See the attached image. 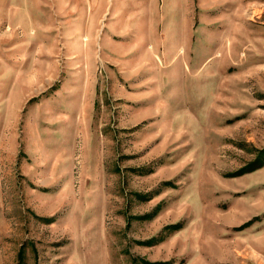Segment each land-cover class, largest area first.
I'll return each instance as SVG.
<instances>
[{
    "label": "rangeland",
    "instance_id": "rangeland-1",
    "mask_svg": "<svg viewBox=\"0 0 264 264\" xmlns=\"http://www.w3.org/2000/svg\"><path fill=\"white\" fill-rule=\"evenodd\" d=\"M0 264H264V0H0Z\"/></svg>",
    "mask_w": 264,
    "mask_h": 264
},
{
    "label": "crops",
    "instance_id": "crops-1",
    "mask_svg": "<svg viewBox=\"0 0 264 264\" xmlns=\"http://www.w3.org/2000/svg\"><path fill=\"white\" fill-rule=\"evenodd\" d=\"M150 7H151V9H152V10H151V13H150V16H151V17H154V11H153V10H155V5H153V4L151 5V4H150Z\"/></svg>",
    "mask_w": 264,
    "mask_h": 264
}]
</instances>
